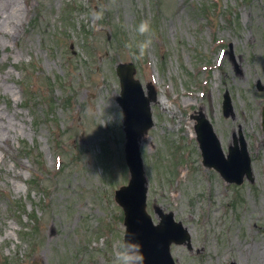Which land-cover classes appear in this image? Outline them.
<instances>
[{
  "label": "rangeland",
  "instance_id": "374dc122",
  "mask_svg": "<svg viewBox=\"0 0 264 264\" xmlns=\"http://www.w3.org/2000/svg\"><path fill=\"white\" fill-rule=\"evenodd\" d=\"M17 1L16 28L0 33V116L14 124L0 133V264H113L125 234L114 191L130 178L116 66L129 61L157 92L141 145L148 210L191 231L178 263L264 264V0ZM142 20L156 35L137 60L124 45L144 39ZM195 111L225 154L242 133L253 183L202 165Z\"/></svg>",
  "mask_w": 264,
  "mask_h": 264
},
{
  "label": "water",
  "instance_id": "95a60500",
  "mask_svg": "<svg viewBox=\"0 0 264 264\" xmlns=\"http://www.w3.org/2000/svg\"><path fill=\"white\" fill-rule=\"evenodd\" d=\"M119 74L121 76V80L123 84L126 83L132 84V69H129L126 65L120 66L118 69ZM138 99H140L141 110L147 114L146 120L142 122H135L132 115H130L129 111L134 108V104L132 101L125 98H119L122 102L126 117H125V130L127 132V137L131 140V145L135 144V150L137 156L138 153V140L144 134V132L151 126V122L149 120V107H148V99L144 97L143 94H138ZM204 118L201 119L203 121ZM201 123V122H200ZM199 123V125H200ZM200 140H202V135L200 134ZM130 146V141H129ZM129 151V148H128ZM233 155V153H232ZM231 155V156H232ZM247 155V154H246ZM130 162V156L128 157ZM232 160V157H231ZM218 162V161H215ZM131 163V162H130ZM210 165H214L213 162H208ZM227 163V162H226ZM218 168H220L226 176L233 175L235 173L242 174L244 171H247L250 174V170L245 165L239 166V164H235L234 162L230 164L225 163H216ZM235 166V167H234ZM239 166V167H238ZM240 171V172H239ZM243 175V174H242ZM141 172H134L133 181L129 187H125L123 191L119 194L122 196V203L126 207L127 211V224H128V233L127 238L130 234H134V238L141 245V250L144 256V264H172L171 259L168 254L169 244L172 240H177L179 242H183L184 238H168L164 237L163 245L155 244L159 236H156L155 229H151L150 232L146 229L149 219L146 217L144 213V205H145V189L142 185V180L140 179ZM133 195V196H132ZM165 220V219H164ZM156 230L165 231L166 228L164 226L156 227ZM153 238V239H152ZM152 239V242H151ZM155 244V245H153Z\"/></svg>",
  "mask_w": 264,
  "mask_h": 264
},
{
  "label": "clouds",
  "instance_id": "9594fccd",
  "mask_svg": "<svg viewBox=\"0 0 264 264\" xmlns=\"http://www.w3.org/2000/svg\"><path fill=\"white\" fill-rule=\"evenodd\" d=\"M113 2H115V0H113ZM104 11V7L101 6L99 10L93 13L94 19H103ZM135 30L138 35L144 37V39L137 41L133 38L132 41L126 42L124 47L135 59L141 60L152 46L156 33L151 22L148 20H142ZM134 48L138 50V54L132 51ZM113 264H144L141 245L135 240L134 234H130L128 238L122 241L114 256Z\"/></svg>",
  "mask_w": 264,
  "mask_h": 264
},
{
  "label": "bare ground",
  "instance_id": "6f19581e",
  "mask_svg": "<svg viewBox=\"0 0 264 264\" xmlns=\"http://www.w3.org/2000/svg\"><path fill=\"white\" fill-rule=\"evenodd\" d=\"M9 2L10 1L6 2L7 13L3 12V14H2V18L5 20V22L2 25L5 29H7L8 26L10 27V29L0 30V33L3 34V37H5L6 40L10 36V34H9L10 30L16 28L15 21L17 20V17L20 14L19 11H21L20 4L17 0H11V3H9ZM7 3H8V5H7ZM11 5H12V7H11ZM235 63L238 64L236 59H235ZM239 70H241V72L244 71V69L240 63H239ZM7 120H9V121H7ZM10 120H11L10 118H7V117L4 118V117L0 116V133L3 131L5 133H9L10 131H13L14 124Z\"/></svg>",
  "mask_w": 264,
  "mask_h": 264
}]
</instances>
